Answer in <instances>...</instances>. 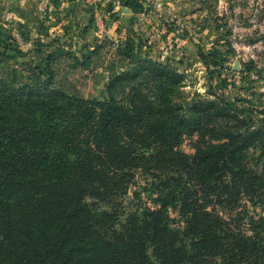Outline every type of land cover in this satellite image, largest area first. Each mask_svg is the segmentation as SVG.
Returning a JSON list of instances; mask_svg holds the SVG:
<instances>
[{
    "label": "trees",
    "instance_id": "obj_1",
    "mask_svg": "<svg viewBox=\"0 0 264 264\" xmlns=\"http://www.w3.org/2000/svg\"><path fill=\"white\" fill-rule=\"evenodd\" d=\"M116 48L102 99L53 87L49 53L0 76V264H264V109L248 124L223 96L179 105L181 73ZM137 173L150 203L125 211Z\"/></svg>",
    "mask_w": 264,
    "mask_h": 264
},
{
    "label": "rangeland",
    "instance_id": "obj_2",
    "mask_svg": "<svg viewBox=\"0 0 264 264\" xmlns=\"http://www.w3.org/2000/svg\"><path fill=\"white\" fill-rule=\"evenodd\" d=\"M132 1L134 7L126 0H0V76L26 81L49 53L53 87L102 99L111 73L128 63L116 46L131 39L140 54L181 73L177 104L223 96L240 107V118L255 122L253 109H264V0ZM191 138L176 147L193 152ZM146 179L135 174L123 210L137 195L150 203Z\"/></svg>",
    "mask_w": 264,
    "mask_h": 264
}]
</instances>
